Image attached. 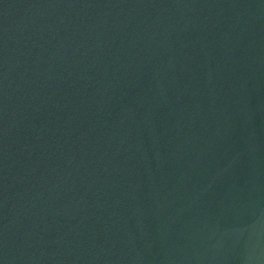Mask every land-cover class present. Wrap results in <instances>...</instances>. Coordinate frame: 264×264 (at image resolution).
I'll use <instances>...</instances> for the list:
<instances>
[{
	"label": "water",
	"instance_id": "1",
	"mask_svg": "<svg viewBox=\"0 0 264 264\" xmlns=\"http://www.w3.org/2000/svg\"><path fill=\"white\" fill-rule=\"evenodd\" d=\"M0 264H264V0H0Z\"/></svg>",
	"mask_w": 264,
	"mask_h": 264
}]
</instances>
